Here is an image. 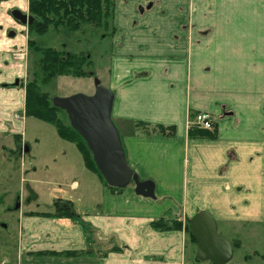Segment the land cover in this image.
Returning a JSON list of instances; mask_svg holds the SVG:
<instances>
[{"label":"crops","instance_id":"crops-1","mask_svg":"<svg viewBox=\"0 0 264 264\" xmlns=\"http://www.w3.org/2000/svg\"><path fill=\"white\" fill-rule=\"evenodd\" d=\"M139 2H116L107 88L127 161L156 198L101 183L90 212L22 215L16 264H188L187 233L153 221L201 208L217 221L264 222V0H157L143 14ZM197 112L211 114L217 138H189ZM166 190L179 192L178 208Z\"/></svg>","mask_w":264,"mask_h":264},{"label":"rangeland","instance_id":"rangeland-1","mask_svg":"<svg viewBox=\"0 0 264 264\" xmlns=\"http://www.w3.org/2000/svg\"><path fill=\"white\" fill-rule=\"evenodd\" d=\"M110 1L118 3L119 0ZM16 11L28 13V0H0V50L4 51V61L11 65L0 67V117H5L1 133L5 148H0V264H16L22 212L51 211L56 198L72 200L77 211L86 212L87 209L90 212L101 200V183L105 185L98 173L85 166L76 144L60 137L54 123L25 115L27 84L38 77L41 89L51 99L79 93L93 95L95 79L108 87L116 44L113 36L114 10L107 27L86 24L75 32L62 27L58 30L50 28L45 34L31 31L17 20L14 17ZM31 41L40 48L53 47L86 55L90 60V64L85 66L89 75L82 78L62 75L48 84L42 83L38 65L41 52L35 50ZM5 51L11 54L12 59L5 57ZM6 77L14 78V82L19 79L20 84L5 86ZM59 117L65 124L70 123L66 111H60ZM16 132L22 135L29 147L26 153L16 150L13 144ZM74 181L78 186L72 188ZM128 186L135 188L133 182ZM178 194V191L170 192L164 201L173 200L178 208ZM18 200L20 208H17ZM207 207L211 209V206ZM199 211L203 210L199 208ZM206 211L211 213V210ZM197 212H188L189 217L182 220V230L185 231L188 219ZM232 220H216L219 233L230 242L240 244L234 248V256L228 264H264V222L239 223ZM195 256L194 245L192 249L188 246V264H212L197 260Z\"/></svg>","mask_w":264,"mask_h":264},{"label":"trees","instance_id":"trees-1","mask_svg":"<svg viewBox=\"0 0 264 264\" xmlns=\"http://www.w3.org/2000/svg\"><path fill=\"white\" fill-rule=\"evenodd\" d=\"M29 11L36 18L35 22L29 26L31 31L38 34L47 33L50 28L58 30L65 25L70 32H75L84 24L107 27L109 19L112 18L113 5L110 0H29ZM36 51L41 52L38 62L42 72V83L48 84L55 77L67 75L75 78L87 77L89 74L85 66L90 64L89 58L84 54L57 50L53 47L40 48L33 41L30 42ZM63 111L52 103L48 93L41 89L39 78L29 82L25 93V115L37 119L54 123L58 134L63 139L74 142L81 152L85 166L100 175L105 185L115 191H123V188L111 187L107 184L98 170L93 155L81 135L71 126L65 124L59 117V112ZM164 135H175L174 127L157 126L154 128ZM188 136L191 139H215L217 130H208L198 126H190ZM26 215H41L43 217L70 218L78 216L74 202L56 198L53 201L51 211H31ZM153 228L161 231L182 230L183 221L179 218H160L151 223ZM188 240L197 249V242L190 229V218L185 226ZM234 248L240 247L239 243L232 242ZM119 249V247H115ZM53 254V253H52ZM197 260V255L195 256Z\"/></svg>","mask_w":264,"mask_h":264},{"label":"water","instance_id":"water-1","mask_svg":"<svg viewBox=\"0 0 264 264\" xmlns=\"http://www.w3.org/2000/svg\"><path fill=\"white\" fill-rule=\"evenodd\" d=\"M14 17L31 24L32 17L19 11ZM15 84H19L17 80ZM93 95L74 94L52 98L54 106L66 111L71 126L86 141L101 175L111 187L125 188L132 182L137 195L156 198L155 182L141 180L129 165L121 133L113 120L115 95L112 90L95 79ZM18 206V205H17ZM190 229L197 242V257L212 264H228L234 256V246L218 231L213 215L206 210L190 218Z\"/></svg>","mask_w":264,"mask_h":264},{"label":"flooded vegetation","instance_id":"flooded-vegetation-1","mask_svg":"<svg viewBox=\"0 0 264 264\" xmlns=\"http://www.w3.org/2000/svg\"><path fill=\"white\" fill-rule=\"evenodd\" d=\"M135 1L136 0H131V2H135ZM139 1L140 2L138 3L136 9L141 14H143L147 10H151L158 3L157 0H139ZM115 3L116 2H112L114 12L116 10V4ZM25 14L28 16H31L33 19L31 24H26L29 27L30 25H32L35 22V19H36L29 11V0H28V13H25ZM112 18H113V16H112ZM19 21H21V20H19ZM84 25H86V24H84ZM84 25H82V26H84ZM61 27L67 28L65 25H63ZM17 80L19 81V79H17ZM16 81L14 82V78L12 79V77L10 79H6L7 83H5V86L10 87L12 85H19L20 81H19V84H15ZM13 144H14L16 150H20L22 153H26L29 150L27 143L23 140L22 135H20V134L14 135ZM0 148H5V145L1 142V136H0ZM17 205H18L17 208H20V201L19 200L17 202ZM26 212H31V211H26ZM26 212H22V215H26Z\"/></svg>","mask_w":264,"mask_h":264},{"label":"built area","instance_id":"built-area-1","mask_svg":"<svg viewBox=\"0 0 264 264\" xmlns=\"http://www.w3.org/2000/svg\"><path fill=\"white\" fill-rule=\"evenodd\" d=\"M215 120L211 114L206 112H198L193 119L189 121V126H198L199 128L213 130Z\"/></svg>","mask_w":264,"mask_h":264}]
</instances>
